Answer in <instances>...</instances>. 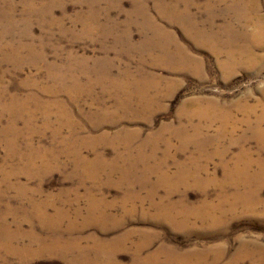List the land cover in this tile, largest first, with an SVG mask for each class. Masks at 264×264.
<instances>
[{"label":"rangeland","instance_id":"rangeland-1","mask_svg":"<svg viewBox=\"0 0 264 264\" xmlns=\"http://www.w3.org/2000/svg\"><path fill=\"white\" fill-rule=\"evenodd\" d=\"M263 137L264 0H0V264H264Z\"/></svg>","mask_w":264,"mask_h":264},{"label":"bare ground","instance_id":"bare-ground-1","mask_svg":"<svg viewBox=\"0 0 264 264\" xmlns=\"http://www.w3.org/2000/svg\"><path fill=\"white\" fill-rule=\"evenodd\" d=\"M243 1V0H242ZM235 2V1H234ZM240 3V2H239ZM234 4V3H233ZM247 5H248V3H247ZM172 6V5H171ZM189 8V7H188ZM181 14V13H180ZM174 16V15H173ZM147 17V16H146ZM182 18V17H181ZM179 19V18H178ZM185 23H186V21H185ZM191 23H192V21H191ZM193 24V23H192ZM205 25V24H204ZM212 25V24H211ZM190 28V27H189ZM227 30V29H226ZM230 32H231V30H229ZM208 32V31H207ZM153 33V32H152ZM203 33V32H202ZM234 33V32H233ZM232 33V34H233ZM199 34V33H198ZM223 34V33H222ZM230 34V33H229ZM166 35V34H165ZM196 35V34H195ZM204 35H206V34H204ZM204 35H202L201 36V38L203 39V37L207 40V41H213V40H217V35H218V33H213V34H210V35H207V36H204ZM237 35V34H236ZM228 36H231V35H228ZM235 36V35H234ZM238 36V35H237ZM199 37V36H198ZM169 38V37H168ZM197 38V37H196ZM200 38V37H199ZM230 38V37H229ZM231 38H233V37H231ZM234 39V38H233ZM257 40V39H256ZM151 41V40H150ZM153 41V40H152ZM206 41V42H207ZM168 44V43H167ZM176 44V43H175ZM232 44V43H231ZM214 45V44H213ZM229 48V47H228ZM232 48V47H231ZM216 49V48H215ZM178 50H179V48H178ZM233 51V50H232ZM174 55V54H173ZM230 55H231V53H230ZM229 55V56H230ZM168 56V55H167ZM233 58V57H232ZM190 60V59H189ZM186 64V63H185ZM224 66V65H223ZM139 71V70H138ZM141 71V70H140ZM106 76V75H105ZM107 76H108V74H107ZM110 77V76H109ZM106 78V77H105ZM135 78V77H134ZM141 78H142V76H141ZM125 79V78H124ZM144 79V78H143ZM98 80H100V78L98 79ZM137 80H139V77H138V79ZM148 80H149V78H148ZM109 81V80H108ZM115 81V80H114ZM131 81V80H130ZM134 81V80H133ZM149 82V81H148ZM110 84V83H109ZM118 84V83H117ZM144 84V83H143ZM148 84V83H147ZM115 85V84H114ZM123 85V84H122ZM139 86V85H138ZM136 87V86H135ZM77 88V87H76ZM90 88V87H89ZM124 88H125V86H124ZM137 88V87H136ZM150 88V87H149ZM87 89V88H86ZM122 89V88H121ZM142 89V88H141ZM123 90V89H122ZM118 92V91H117ZM128 94V93H127ZM146 94V93H145ZM129 96V95H128ZM136 96V95H135ZM139 96H141V95H139ZM131 97V96H130ZM134 97V96H133ZM138 98V97H137ZM120 99V98H119ZM146 99V98H145ZM142 100V99H141ZM6 101V100H5ZM125 101V100H124ZM136 101V100H135ZM149 101V100H148ZM153 100H151V102H152ZM105 102V101H104ZM130 102V101H129ZM146 102V101H145ZM136 103V102H135ZM141 103V102H140ZM147 103H149V102H147ZM145 104V103H144ZM119 104H117V106H118ZM121 105V104H120ZM136 105H138V104H136ZM143 105V104H142ZM145 106V105H144ZM209 106V105H208ZM115 107V106H114ZM137 107H139V106H137ZM116 108V107H115ZM140 108V107H139ZM148 109V108H147ZM106 110V109H105ZM144 111V110H143ZM195 111V110H194ZM13 112V111H12ZM137 113H139V112H137ZM211 113H213V112H211ZM215 113V112H214ZM220 114H221V112H219ZM5 114V113H4ZM204 115V114H203ZM202 115V116H203ZM209 115V114H208ZM212 115V114H211ZM214 115H216V114H214ZM223 115V114H222ZM226 115V114H225ZM200 116V115H199ZM221 116V115H220ZM219 116V114H218V117H220ZM224 116V115H223ZM207 117V116H206ZM213 117H215V116H213ZM70 118V117H69ZM209 118V117H208ZM212 118V117H211ZM261 118V117H260ZM216 119V118H215ZM229 119V118H228ZM213 120V119H212ZM222 120V119H221ZM261 122V121H260ZM257 126L258 125H256V128H257ZM35 129V128H34ZM72 129V128H71ZM250 129V128H249ZM255 129V128H254ZM260 129V128H259ZM74 130V129H73ZM193 132V131H192ZM257 133V132H256ZM263 133V132H262ZM193 134V133H192ZM130 135V134H129ZM188 136V135H187ZM61 138V137H60ZM264 138V137H263ZM63 139V138H62ZM83 139V138H82ZM149 139V138H148ZM191 139V138H190ZM196 139H198V137L196 138ZM199 139H201V138H199ZM203 139V138H202ZM262 139V138H261ZM29 140V139H28ZM65 140V139H64ZM69 140V139H68ZM76 140V139H75ZM46 141V140H45ZM63 141V140H62ZM146 141H147V139H146ZM75 142V141H74ZM79 142V141H78ZM199 142H201V141H199ZM67 143V142H66ZM87 143V142H86ZM148 143V142H147ZM78 144V143H77ZM13 145V144H12ZM66 146V145H65ZM94 146V145H93ZM30 148V147H29ZM81 148V147H80ZM126 149V148H125ZM131 150V149H130ZM138 150V149H137ZM140 150V149H139ZM138 150V151H139ZM9 151V150H8ZM21 151H22V149H21ZM39 151V150H38ZM82 151V150H81ZM117 151V150H116ZM137 151V152H138ZM31 153H33V152H31ZM134 153H136V152H134ZM142 153H143V151H142ZM82 154V153H81ZM95 154V157L97 158V157H99V153H94ZM130 154V153H129ZM137 154V153H136ZM135 154V155H136ZM24 155V154H23ZM102 155V154H101ZM115 155V154H114ZM141 155V154H140ZM160 155V154H159ZM128 156V155H127ZM134 156V155H133ZM142 156V155H141ZM150 156V155H149ZM71 157V156H70ZM81 157V156H80ZM103 157V156H102ZM116 157V156H115ZM122 157V156H121ZM79 158V157H78ZM88 158V157H87ZM22 159V158H21ZM75 159V158H74ZM86 159V158H85ZM117 159V158H116ZM129 159V158H128ZM139 159H140V157H139ZM190 159V158H189ZM89 160V159H88ZM126 160V159H125ZM124 160V161H125ZM137 160V159H136ZM138 162H139V160H137ZM190 161V160H189ZM101 162H103V161H101ZM221 162V161H220ZM7 163V162H6ZM119 163V162H118ZM144 163V162H143ZM237 163V162H236ZM123 164V163H122ZM136 164H137V162H136ZM141 164V163H140ZM148 164H149V162H148ZM165 164V163H164ZM261 164V163H260ZM77 165V164H76ZM116 166V165H115ZM120 166V165H119ZM131 166V165H130ZM129 166V167H130ZM139 166V165H138ZM150 166V165H149ZM154 166V165H153ZM80 167V166H79ZM203 167V166H202ZM263 167V166H262ZM78 168V167H77ZM139 168V167H138ZM152 168V167H151ZM197 168V167H196ZM90 169V168H89ZM103 169V168H102ZM113 169V168H112ZM116 169V168H115ZM118 169H120V168H118ZM130 169V168H129ZM117 170V169H116ZM127 170V169H126ZM151 170V169H150ZM181 170V169H180ZM249 170V169H248ZM262 170V169H261ZM30 171V170H29ZM75 171V170H74ZM114 171V170H113ZM184 171V170H183ZM224 171V170H223ZM264 171V170H263ZM79 172V171H78ZM120 172H121V170H120ZM147 172V171H146ZM260 172V171H259ZM74 173H76V172H74ZM124 173V172H123ZM129 173V172H128ZM163 173V172H162ZM190 173H191V171H190ZM235 173V172H234ZM127 174V173H126ZM131 174V173H130ZM138 174H139V172H138ZM142 174H144V173H142ZM178 174V173H177ZM228 174H230V173H228ZM260 174V173H259ZM11 175V174H10ZM123 175V174H122ZM98 176V175H97ZM225 176V175H224ZM123 177V176H122ZM242 177H243V175H242ZM247 177V176H246ZM261 177V176H260ZM134 178V177H133ZM205 178V177H204ZM248 178V177H247ZM135 180V179H134ZM248 180V179H247ZM247 180H246V182H247ZM249 180H250V178H249ZM252 180V179H251ZM126 181H127V179H126ZM144 181V180H143ZM142 181V182H143ZM202 181V180H201ZM212 181V180H211ZM233 181V180H232ZM237 181V180H236ZM243 181H244V179H243ZM256 181H257V179H256ZM198 182V181H197ZM239 182V181H238ZM237 182V183H238ZM254 181H252V183H253ZM121 183H123V182H121ZM129 183V182H128ZM127 183V184H128ZM212 183V182H211ZM234 183V182H233ZM126 184V185H127ZM137 184V183H136ZM243 184V183H242ZM245 185H246V183H245ZM250 185V184H249ZM244 186V185H243ZM247 186V185H246ZM251 186V185H250ZM170 187V186H169ZM236 187V186H235ZM255 187V186H254ZM127 188H129V187H127ZM160 188V187H159ZM177 188V187H176ZM251 188V187H250ZM87 189V188H86ZM152 189V188H151ZM172 189V188H171ZM228 189V188H227ZM173 191V190H172ZM178 191V190H177ZM229 191V190H228ZM241 191V190H240ZM234 192H236V191H234ZM170 193V192H169ZM223 193V192H222ZM231 193V192H230ZM87 194V193H86ZM226 194H227V192H226ZM256 194V189H254V190H252V191H245V192H237L236 193V197H238V198H241V199H244V198H249V196H252V197H254V195ZM235 195V194H234ZM233 195V196H234ZM168 196V195H167ZM170 196V195H169ZM223 196V195H222ZM255 198H257V197H255ZM254 198V199H255ZM164 199V198H163ZM250 199V198H249ZM252 200V199H251ZM242 201H244V200H242ZM260 201V200H259ZM235 203H237V202H235ZM163 204V203H162ZM170 204V203H169ZM232 204V203H231ZM252 204H254V203H252ZM258 204H260V203H258ZM234 205V204H233ZM242 205V204H241ZM94 206V205H93ZM253 206V205H252ZM156 207V206H155ZM48 208V207H47ZM166 208V207H165ZM230 208V207H229ZM160 209V208H159ZM234 209V208H233ZM161 210V209H160ZM168 210V209H167ZM94 211V210H93ZM212 211V210H211ZM231 211V210H230ZM249 212V211H248ZM211 213V212H210ZM184 214V213H183ZM188 214V213H187ZM160 215V214H159ZM183 218V217H182ZM99 219V218H98ZM4 221V220H3ZM72 222V221H71ZM84 222V221H83ZM217 222V221H216ZM4 223V222H3ZM226 224V223H225ZM210 225V224H209ZM4 226V225H3ZM58 226V225H57ZM7 227V226H6ZM5 229V228H4ZM6 230V229H5ZM58 236V235H57ZM54 237V236H53ZM52 237V238H53ZM57 238V237H56ZM40 241V240H39ZM49 241V240H48ZM52 241V240H51ZM51 241H49L50 243H51ZM56 241V240H55ZM54 243V242H53ZM247 245V244H246ZM26 246V245H25ZM83 246V245H82ZM251 246V245H250ZM81 247V246H80ZM257 248V247H256ZM253 249V248H252ZM257 250V249H256ZM263 250V249H262ZM54 252V251H53ZM257 253V252H256ZM248 254V253H247ZM253 254V253H252ZM262 254V253H261ZM236 255H237V253H236ZM235 257V256H234ZM236 258V257H235ZM252 259V258H251ZM264 261V260H263ZM258 262H255L254 264H257Z\"/></svg>","mask_w":264,"mask_h":264}]
</instances>
